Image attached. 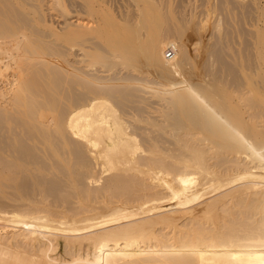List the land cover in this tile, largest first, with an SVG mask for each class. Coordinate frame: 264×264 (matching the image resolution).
Listing matches in <instances>:
<instances>
[{"label": "bare ground", "instance_id": "6f19581e", "mask_svg": "<svg viewBox=\"0 0 264 264\" xmlns=\"http://www.w3.org/2000/svg\"><path fill=\"white\" fill-rule=\"evenodd\" d=\"M175 1L0 0V264H264V69L169 43L221 27Z\"/></svg>", "mask_w": 264, "mask_h": 264}, {"label": "rangeland", "instance_id": "374dc122", "mask_svg": "<svg viewBox=\"0 0 264 264\" xmlns=\"http://www.w3.org/2000/svg\"><path fill=\"white\" fill-rule=\"evenodd\" d=\"M177 1H175V2L177 3ZM186 1H188V0H185L183 2H186ZM193 1H194V4L200 5L205 0H193ZM214 1L217 5V7H216L217 14L219 15V18L221 19V22H220L221 27H220L218 32H215L213 35H212V33L207 34L208 29L206 27L204 29L201 28L202 32L200 31V29H197L196 31H199V33L195 31L196 34H194V30L196 28H193L194 25L191 24L192 22L188 23L185 20H183V21L180 20V22H178V24H175L174 19L172 20V19L168 18L167 22H168V31H169L170 37H168L167 41L169 43L172 42L173 44H175L179 47L184 46L186 43H188V45H189L190 44L189 41H191L192 42V45L190 44L191 54H193V53H194V55L198 54L197 55L198 59H200L202 57L201 58L202 61L205 58L203 56L206 53V51L210 50V48H208V47H211V48L213 47V49L216 48L215 50L220 52V54L223 57H221L220 62H219V60L217 61L218 64L215 63L214 69L218 70V72H219L218 74L223 75V76L226 75L225 77L228 79V82H225V84L229 83V80L232 81L234 78L235 79L238 78V80L239 79L242 80V78L243 79L245 78V80H242V81L239 80L241 82L237 81L241 84L245 83L246 80L248 82L254 81V78L257 75L259 76V77L255 78V79H257V82H258L259 78H261V80H262V77L264 76V74H261L258 71H260L261 69H264L263 68L264 64L262 63V61L264 62V59L261 57V53H262V55H264V28H263V30H260L261 27H259V28L255 27L254 28V26L252 27V25L251 26L249 25V23H251V21L254 20L253 19L254 16H251V15L249 16V13H248V11L250 9V1L249 0H229L233 3L232 4L233 11H232V14L229 15L230 19L228 18V16H227L228 13L226 11L220 10V6H221V3L223 0H214ZM181 2H182V0L180 1V3ZM183 2H182V4L187 3V2L186 3H183ZM259 2L263 6V11H264V0H259ZM182 6L185 7L186 5H182ZM174 7H175V5H174ZM228 7H230V6L228 5ZM42 10H45V8L42 7ZM174 10L178 12V8H176ZM59 11H61L60 8H59ZM59 11H54L53 14L59 15ZM252 14L256 16L257 12L252 11ZM186 18L189 19L187 16H186ZM57 21H58V25L59 24L61 25L64 20L63 19H57ZM196 22L197 21H195V22L193 21V23H196ZM212 22H213V20H211V22H209V24L211 26H212V24H211ZM206 29H207V31H206ZM204 31H206V32H204ZM181 32L183 33L182 35H181ZM197 33H198V35H197ZM223 34L227 35V38H225L224 36L222 37ZM195 42L198 44L194 45ZM207 56L208 55H206V57ZM199 61H201V60H199ZM202 61L199 62L201 64H198L199 65L198 69H200V70H198V81H202L203 79L205 80L207 78L206 74H209L208 72L210 71V69H212L211 68L212 65H210L209 62H208L209 63L208 64L207 62L202 63ZM202 65H204V67H203L204 69L200 68V67H202ZM225 65H226V67H225ZM206 66L208 68H206ZM220 67H221V71H220ZM227 67H229V68L227 69ZM231 67H233L234 71H232L233 69L230 70ZM250 68H252V69H250ZM253 68H255V71L258 73H253L254 72ZM249 70H251V72L253 71L252 72L253 75L251 74V72H249L252 76H254V78L251 77L252 80L247 79L248 77L247 78L244 77V75H246ZM259 73L261 74V77H260ZM250 74H248V75H250ZM263 79H264V77H263ZM261 80H259V82ZM247 81H246V84H248ZM257 82H255V83H256V85H258L257 87H259L260 85L257 84ZM250 83H251L250 84L251 86L252 85L254 86V84H255L253 82H250ZM225 84L224 85H218V86L219 87L221 86V88L223 86L225 88V86H226V90H227L228 85H225ZM247 86H244V87H247ZM254 87H256V86H254ZM254 87L250 88V86H249L248 88H245V90L246 89H253ZM257 87H256V89H258ZM221 88L220 89L216 88V90L219 92L220 90H222ZM229 88H231V87L229 86ZM229 90L230 89H228V91ZM228 91H226V92H228ZM261 91L263 92L264 90H261ZM220 92L222 93L224 91H220ZM261 94H260V96H261ZM263 95H264V93L262 94V96ZM262 96L260 97L261 100L264 97V96L263 97ZM218 98L220 99V96H218ZM219 99H217L216 102H218ZM11 231H12V228H7V232H11Z\"/></svg>", "mask_w": 264, "mask_h": 264}, {"label": "built area", "instance_id": "2783aa9c", "mask_svg": "<svg viewBox=\"0 0 264 264\" xmlns=\"http://www.w3.org/2000/svg\"><path fill=\"white\" fill-rule=\"evenodd\" d=\"M171 50H169L167 53H168V55H170L171 54V52H170Z\"/></svg>", "mask_w": 264, "mask_h": 264}]
</instances>
